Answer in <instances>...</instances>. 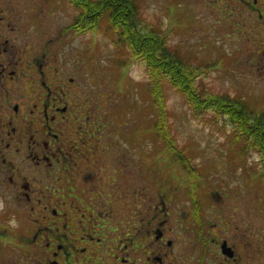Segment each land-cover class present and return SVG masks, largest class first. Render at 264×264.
<instances>
[{
	"label": "rangeland",
	"instance_id": "374dc122",
	"mask_svg": "<svg viewBox=\"0 0 264 264\" xmlns=\"http://www.w3.org/2000/svg\"><path fill=\"white\" fill-rule=\"evenodd\" d=\"M135 1L141 30H157L166 46L196 69L195 90L264 109V0L252 8L239 0ZM81 12L71 0H0V16L26 22L19 42L28 48L47 43L68 71H78L79 101L90 112L93 139L99 147L117 149L109 163L115 171L125 166V175L119 176L124 192L120 203L130 202L131 223L118 226L116 232L105 231L107 238L123 239L133 227L136 209L145 214L159 203L157 193L167 190L176 192L172 200H165L171 216L199 200L208 218L221 214L227 224L236 225L243 237L247 231L264 249V179L258 174L257 154L252 150L242 154L224 119L211 111L194 115L183 97L165 84L168 138L190 169L174 160L150 132L156 113L146 95L145 64L131 56L124 42L118 43L119 33L108 31L107 23L94 30H67ZM192 182H199L195 195L189 194ZM118 214L115 224L126 218ZM21 225H29L25 210L0 182V237L3 226L15 231ZM8 254L10 248L0 243L1 264H6L3 258Z\"/></svg>",
	"mask_w": 264,
	"mask_h": 264
},
{
	"label": "flooded vegetation",
	"instance_id": "af4514ba",
	"mask_svg": "<svg viewBox=\"0 0 264 264\" xmlns=\"http://www.w3.org/2000/svg\"><path fill=\"white\" fill-rule=\"evenodd\" d=\"M25 28L0 16V182L30 225L3 226L6 264H264V249L251 235L243 237L221 214L208 218L201 201L171 216L165 200L176 192L167 190L145 214L136 209L123 239L107 238L105 231L131 223L130 202L120 203L125 166L115 171L109 163L117 149L93 139L78 71H68L47 43L19 42ZM118 213L126 218L115 224Z\"/></svg>",
	"mask_w": 264,
	"mask_h": 264
},
{
	"label": "trees",
	"instance_id": "16d2710c",
	"mask_svg": "<svg viewBox=\"0 0 264 264\" xmlns=\"http://www.w3.org/2000/svg\"><path fill=\"white\" fill-rule=\"evenodd\" d=\"M71 1L76 7L82 8V12L67 30H94L100 24L107 23L108 31L119 33L118 43L124 42L131 56L145 64L148 74L146 95L156 113L150 125V132L174 160L190 169L187 160L182 157V152L177 150L168 138L167 113L164 109L165 84H169L183 97L194 115L211 111L216 117L224 119L230 127L234 144H241V153L252 150L257 154L260 167L258 174L264 179V109L257 110L245 101L227 95L205 94L195 90L193 74L196 69L191 68L177 51L167 47L165 37L157 30L151 33L141 30L135 0ZM191 174L193 176L194 172ZM198 183H191L193 193L189 194L197 193L194 188Z\"/></svg>",
	"mask_w": 264,
	"mask_h": 264
}]
</instances>
